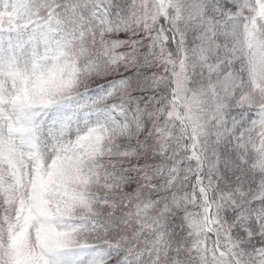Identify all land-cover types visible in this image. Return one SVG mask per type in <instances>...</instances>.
<instances>
[{
  "label": "snow or ice",
  "instance_id": "6c2138e0",
  "mask_svg": "<svg viewBox=\"0 0 264 264\" xmlns=\"http://www.w3.org/2000/svg\"><path fill=\"white\" fill-rule=\"evenodd\" d=\"M20 160L0 264H264V0H0Z\"/></svg>",
  "mask_w": 264,
  "mask_h": 264
},
{
  "label": "rangeland",
  "instance_id": "374dc122",
  "mask_svg": "<svg viewBox=\"0 0 264 264\" xmlns=\"http://www.w3.org/2000/svg\"><path fill=\"white\" fill-rule=\"evenodd\" d=\"M20 164L24 165V183L20 184L19 179L15 182L13 186L8 185V171L4 170L3 168H0V212L6 211L8 215H12L14 212H16L17 215H19V212L26 211L24 207V200L23 197L25 194L29 198H32L36 191V183L35 180L31 183V186H29L28 181V173H27V161L20 160ZM49 179H52V174L49 173ZM5 196H7L8 200V207L5 209L4 203H5ZM19 199L20 202V208L19 210H16L13 208V204ZM31 213L28 212L27 215H30ZM27 215L25 219H27ZM27 231V225L21 230V232L17 233V239H19L24 233Z\"/></svg>",
  "mask_w": 264,
  "mask_h": 264
}]
</instances>
